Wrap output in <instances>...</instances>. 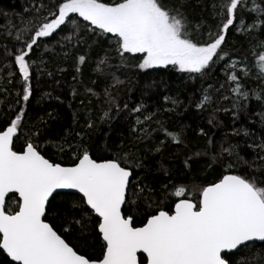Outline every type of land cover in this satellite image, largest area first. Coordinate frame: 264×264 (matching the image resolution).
<instances>
[{
    "label": "snow or ice",
    "instance_id": "snow-or-ice-1",
    "mask_svg": "<svg viewBox=\"0 0 264 264\" xmlns=\"http://www.w3.org/2000/svg\"><path fill=\"white\" fill-rule=\"evenodd\" d=\"M185 3L186 0H51L54 10L43 20V2L25 9L34 10L36 15L15 35L22 47L8 52L22 78L20 100L28 102L32 95L30 70L34 62L30 63V53L34 46L68 25L79 41L77 17L85 22L88 32L114 40L125 66L132 60L135 63L131 66L141 71L171 66L181 73L200 76L228 57L222 45L230 28L245 35L264 31V0H213V11L222 21L218 31L209 32L207 42L193 40L191 31L199 25L193 28L184 11ZM244 12L255 14L251 23L245 21ZM7 34L12 36L11 29ZM65 39L71 41V36ZM252 39L256 41L250 49L257 58L255 78L262 85L259 91L249 89L242 80V76L251 78L245 61L225 63L231 92L236 97L234 121L247 109L244 102L254 98L264 104V40L254 35ZM256 48L260 51L256 52ZM85 59L79 56V63ZM107 60L106 56L99 62L98 71H104L101 65H106ZM237 64L242 65L239 70ZM105 95L118 114L121 106L107 89ZM164 99H171L174 105L179 103L168 96ZM212 102L206 93L195 106L204 109ZM144 107L141 103L132 111L141 113ZM216 111L219 109L210 114V125ZM24 115L25 108L21 107L7 126L0 128V251L10 258V264H264V138L257 142L247 128L233 129L235 135L242 132L252 139L247 147L254 156L248 160L240 154L239 144L221 143L217 150L216 142L209 137L204 152L194 155L211 152L208 166L218 164L225 171L211 182L194 183L191 189L173 185L169 192L168 185H163L165 198H176L172 201L174 207L163 200L156 202L137 226L130 206L138 207L136 200L146 189V199L151 201L155 190L140 185L135 170L144 164L131 150L121 143L111 155L94 156L89 147L79 145L73 154L74 162L65 166L34 141L38 134L26 136L16 148L15 141L23 135ZM152 115L144 120L150 121ZM257 115L264 126V109ZM112 118L111 108L101 117ZM137 122L142 123L139 117ZM92 126L89 120L87 127ZM139 131L142 135L138 139L150 135L146 129ZM164 131L177 144L181 142L179 133ZM200 135L207 133L200 129ZM188 160L185 165L190 167Z\"/></svg>",
    "mask_w": 264,
    "mask_h": 264
},
{
    "label": "trees",
    "instance_id": "trees-1",
    "mask_svg": "<svg viewBox=\"0 0 264 264\" xmlns=\"http://www.w3.org/2000/svg\"><path fill=\"white\" fill-rule=\"evenodd\" d=\"M40 2L45 5L40 15V20H43L49 11L54 10L51 0H0V128L7 126L19 108H25L23 135L15 141L16 148L24 143L26 136L38 134L33 137L34 141L41 144L56 162L69 166L74 162L73 154L79 145L89 147L94 156H107L123 143L124 148L131 150L144 164L143 168L135 170L140 185L155 190L151 194V201L146 199L149 195L146 189L141 198L136 200L138 207L130 206L137 217V226L156 207V202L163 200L174 207L172 201L176 198L166 199L163 185H168L169 192L173 185H186L191 189L194 183L211 182L225 171L218 164L208 166L211 152L206 156L194 155L204 152L209 137L216 142L217 150L221 143L225 146L229 143L239 144L240 154L248 160L253 159V150L247 147L252 139L245 137L242 132L235 135L233 129L247 128L260 142L264 138V126L257 114L264 109V104L254 98L244 102L247 109L240 112L239 119L233 120L236 97L231 92L232 85L227 79L225 63L245 61L251 69V78L242 76V80L249 89L259 91L262 85L255 78L257 58L250 49L256 43L252 36L264 40V31L245 35L230 28L222 48L231 59L225 57V61L218 62L200 76L181 73L171 66L168 69L141 71L131 66L135 63L132 60L125 66L116 52L114 40L110 42V39L88 32L85 22L77 17L80 21L79 41L77 35L73 34L72 26L68 25L62 26L63 31L58 30L51 37L42 38L39 46H34L30 53V63L34 62L30 70L32 95L28 102H23L20 100L22 78L18 67L14 65V58L8 52L22 47L15 40V35L25 28V22L32 21L36 15L34 10L26 12L25 9H33V5ZM212 5L213 0H186L184 11L189 21L193 28L199 25L191 31L193 40L207 42L208 33L215 34L218 31L222 21L214 13ZM254 15L243 13L247 23H251ZM9 29L12 36L7 34ZM68 36H71V41L65 39ZM255 51L259 52L260 49L256 48ZM81 55L86 58L83 64L78 60ZM106 56L107 64L101 65L104 71L100 72L97 65ZM241 67L237 64V70ZM117 80L121 83H117ZM105 89L111 93L114 102L121 106L118 114L108 102ZM206 93L211 95L212 104L197 109L196 103ZM165 96L179 103L174 105L171 99L166 101ZM141 103L145 106L142 112H133L132 109ZM124 104L128 105L127 109L123 108ZM110 108L114 118L102 120L103 112ZM215 109L219 111L215 112V120L210 125L208 120ZM150 114H153L152 119L145 121L144 117ZM137 117L142 123L137 122ZM89 120L93 122L91 128L87 127ZM133 128L138 131H133ZM140 128L148 130L150 135L138 139L142 135ZM164 129L179 133L181 142H174ZM200 129H204L207 135H200ZM156 148L160 151L157 152ZM189 157L192 159L188 160ZM186 160L190 167L185 165ZM96 251H100L98 245ZM0 264H10L2 251Z\"/></svg>",
    "mask_w": 264,
    "mask_h": 264
},
{
    "label": "water",
    "instance_id": "water-1",
    "mask_svg": "<svg viewBox=\"0 0 264 264\" xmlns=\"http://www.w3.org/2000/svg\"><path fill=\"white\" fill-rule=\"evenodd\" d=\"M75 195H77V196H79V194L77 193V194H75ZM258 243H260V242H258ZM5 254V253H4ZM5 256H6V254H5ZM7 257V256H6ZM8 258V257H7ZM9 260H10V258H8Z\"/></svg>",
    "mask_w": 264,
    "mask_h": 264
}]
</instances>
